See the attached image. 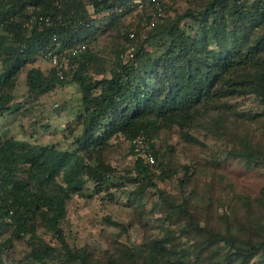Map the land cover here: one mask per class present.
Masks as SVG:
<instances>
[{
    "label": "rangeland",
    "instance_id": "374dc122",
    "mask_svg": "<svg viewBox=\"0 0 264 264\" xmlns=\"http://www.w3.org/2000/svg\"><path fill=\"white\" fill-rule=\"evenodd\" d=\"M83 1L95 26L89 35L82 36L87 38L85 43L91 53L97 55L87 68V74L93 79L108 76L119 50L126 48L127 54L133 51L150 31L156 33L145 43L150 53L138 65L141 73L158 85L152 61L176 41L165 29L188 7L205 10L212 0H164L159 18L153 16L154 5L149 1L141 8L120 6L99 14L94 13L93 0ZM255 1L249 0V6ZM232 2L219 7L216 16L207 12L201 22L186 16L178 25L196 38L202 52L207 48L219 51L236 45L246 51L264 32V20L255 17L244 31V16H230ZM153 19L160 23L153 25L156 23ZM3 31L6 30L1 29L0 33ZM132 31L139 37L134 42L125 35ZM7 32L9 36L14 34ZM234 33L238 37L245 34L249 40L236 42ZM46 53L47 50L39 51L11 77H6L0 56V102L7 98L19 104L0 113V133L20 141L83 154L88 149L78 138L82 135L87 110L79 84L71 80V73L66 82L57 83L52 90L29 96V69L36 66L48 73L53 67ZM257 54L264 57V46ZM62 63L65 70L73 66L67 51L62 55ZM99 90L100 87L95 92ZM228 102L227 110L204 112L190 125L181 127L158 120L151 127L150 137L160 150L156 165L150 167V175L158 186L138 176V155L122 131L114 132L107 145H96L100 160L110 168L99 185L84 173V187L71 191L66 200L67 216L62 226L69 244L84 246L91 253L92 264H111V257L120 252L130 255L131 249H135L133 254L137 255L139 264L158 261L173 264L188 260L190 254L194 256L199 225L227 231L233 228L241 238L262 237L264 157L253 162L234 157L230 151L251 143L264 154V102L252 92L231 97ZM110 121L111 116H106L102 124H110ZM104 133L105 128H101L96 136ZM97 158L96 154L88 156L87 161L95 163ZM184 177L187 180L182 184ZM55 181L64 182L63 172ZM184 202L188 212L179 208ZM46 216L41 210L37 212L38 232L62 249L45 223ZM108 216L124 225L109 222ZM259 225L261 228H257ZM12 231L9 225L0 227V242L9 238ZM31 241L30 234H26L7 242L2 253L3 264H71L59 251L46 261L34 259L30 254Z\"/></svg>",
    "mask_w": 264,
    "mask_h": 264
},
{
    "label": "trees",
    "instance_id": "16d2710c",
    "mask_svg": "<svg viewBox=\"0 0 264 264\" xmlns=\"http://www.w3.org/2000/svg\"><path fill=\"white\" fill-rule=\"evenodd\" d=\"M144 1L155 3V0ZM231 1L230 16H244V31L255 17L264 20V0H256L253 6H249V0H212L205 10L188 7L165 29L170 37H176L175 43L152 61L158 85L149 81L138 65L148 57L150 50L145 43L156 35L155 32L147 31L145 40L128 54L126 48L119 50L113 70L103 78L93 79L87 74V68L97 57L88 47L71 56L72 68H62L66 75L71 73V80L79 84L87 110L82 135L78 138L88 149L85 153L20 141L0 133V227L9 225L13 229L11 236L0 242V264H3L1 260L6 243L26 234H30V254L36 260L46 261L59 251L71 264H92L91 253L84 246L72 247L69 244L62 222L67 216L66 200L71 191L84 187V173L97 185L107 177L110 167L100 160L95 146L107 145L114 132L122 131L130 140L133 152L138 155V176L158 186L150 175V167L156 165L160 150L151 139L150 130L158 120H167L181 127L190 125L204 112L227 110L229 98L250 92L261 96L264 102V57L257 54L264 46V32L255 43L248 45L246 51L236 45L231 49L217 51L207 48L202 52L196 38L178 25L186 16L199 22L207 12L216 16L218 8ZM129 3L131 0H93L92 4L94 13L99 14L120 6L131 9ZM40 15L50 16L51 23ZM155 22L153 25L160 23L158 20ZM94 26L83 0H0V28L6 30L0 33V56L6 77L17 73L41 50L58 46V51H62L86 42L87 38L82 35H89ZM9 30L14 32L10 35L12 38L7 32ZM125 35L133 42L139 38H131L130 32ZM54 36L58 39L55 40ZM234 36L236 42L249 40L245 34L238 37L234 33ZM27 76L29 96L52 90L57 83L68 79H61L55 68L46 73L36 66L29 69ZM99 87L100 90L95 92ZM18 105L13 99L6 98L0 102V113ZM106 116H111V121L104 125L102 119ZM101 128H105V133L96 136ZM141 133L150 141L156 157L154 163L146 161L133 144ZM242 147L234 148L230 153L253 162L264 157L263 152L251 143ZM95 154L99 157L96 162H88V156L95 157ZM61 172L63 183L55 181ZM186 180L184 177L182 184ZM179 208L188 212L185 202L179 204ZM40 210L46 213L45 223L62 249L38 232L35 217ZM106 219L124 225L110 216ZM258 227L261 228L260 225ZM198 228L194 256L190 254L188 260H178L173 264H264V235L257 239L241 238L233 228L228 231L207 225H199ZM131 252L130 255L120 252L111 257L110 263L139 264L140 260L133 254L135 249Z\"/></svg>",
    "mask_w": 264,
    "mask_h": 264
},
{
    "label": "built area",
    "instance_id": "2783aa9c",
    "mask_svg": "<svg viewBox=\"0 0 264 264\" xmlns=\"http://www.w3.org/2000/svg\"><path fill=\"white\" fill-rule=\"evenodd\" d=\"M146 1L144 0H131V3H129L130 7H144L145 6ZM163 1L162 0H155L154 3V12H153V16L155 18H159L162 14L163 11ZM41 18H45V20L47 21V23H51L50 16H43L40 15ZM156 20V19H155ZM153 19V22L155 21ZM130 37L133 38L135 37V32L132 31L130 32ZM55 40H57V36H54ZM87 47V44L85 42L80 43L79 45H73L70 50L68 51L67 49H64L62 51H58V46H55L53 48H48L47 50V57L50 59L51 64H52V68H55L57 70V74L60 76L61 79H64L65 77H67L65 70L62 68L64 67L63 63H62V55L64 53V51H67L69 53L70 56L78 54L81 51H84ZM133 144L136 146L138 152H140V154L146 159V161H149L150 163H154L156 162V157L154 155V153L152 152V148L150 146V141L149 139L145 136L144 133H141L140 135H138L134 140H133Z\"/></svg>",
    "mask_w": 264,
    "mask_h": 264
}]
</instances>
